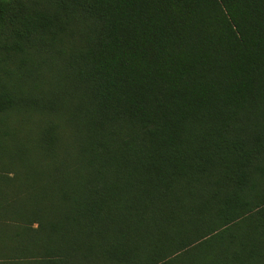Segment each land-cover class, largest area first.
Masks as SVG:
<instances>
[{
	"label": "trees",
	"instance_id": "trees-1",
	"mask_svg": "<svg viewBox=\"0 0 264 264\" xmlns=\"http://www.w3.org/2000/svg\"><path fill=\"white\" fill-rule=\"evenodd\" d=\"M0 255L264 264V0H0Z\"/></svg>",
	"mask_w": 264,
	"mask_h": 264
},
{
	"label": "crops",
	"instance_id": "crops-1",
	"mask_svg": "<svg viewBox=\"0 0 264 264\" xmlns=\"http://www.w3.org/2000/svg\"><path fill=\"white\" fill-rule=\"evenodd\" d=\"M35 227V225H33ZM7 261L3 259V256L0 255V264L6 263Z\"/></svg>",
	"mask_w": 264,
	"mask_h": 264
}]
</instances>
